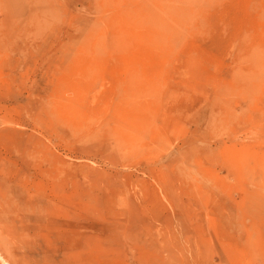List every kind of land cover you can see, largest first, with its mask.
<instances>
[{"label": "rangeland", "instance_id": "rangeland-1", "mask_svg": "<svg viewBox=\"0 0 264 264\" xmlns=\"http://www.w3.org/2000/svg\"><path fill=\"white\" fill-rule=\"evenodd\" d=\"M0 264H264V0H0Z\"/></svg>", "mask_w": 264, "mask_h": 264}, {"label": "bare ground", "instance_id": "bare-ground-1", "mask_svg": "<svg viewBox=\"0 0 264 264\" xmlns=\"http://www.w3.org/2000/svg\"><path fill=\"white\" fill-rule=\"evenodd\" d=\"M14 1H15V0H14ZM37 2H38V1H37ZM13 3H14V2H13ZM15 3H16V2H15ZM15 3H14V4H15ZM36 4H38V3H36ZM39 6H40V5H39ZM46 9H47V8H46ZM19 12H20V11H19ZM42 13H44V10L42 11ZM32 14H33V13H32ZM20 15H21V14H20ZM10 24H11V23H10ZM18 34H19V33H18Z\"/></svg>", "mask_w": 264, "mask_h": 264}]
</instances>
